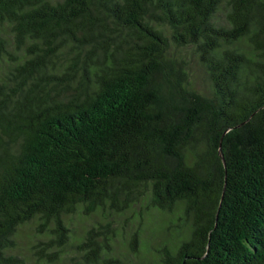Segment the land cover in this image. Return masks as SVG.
I'll return each instance as SVG.
<instances>
[{
  "label": "trees",
  "instance_id": "trees-1",
  "mask_svg": "<svg viewBox=\"0 0 264 264\" xmlns=\"http://www.w3.org/2000/svg\"><path fill=\"white\" fill-rule=\"evenodd\" d=\"M0 264H264V0H0Z\"/></svg>",
  "mask_w": 264,
  "mask_h": 264
},
{
  "label": "rangeland",
  "instance_id": "rangeland-1",
  "mask_svg": "<svg viewBox=\"0 0 264 264\" xmlns=\"http://www.w3.org/2000/svg\"><path fill=\"white\" fill-rule=\"evenodd\" d=\"M164 219L154 215L153 217H151L149 219V222H146V225L143 226V224H141V227H144V231H143V239L144 240H149L150 244H154L156 245L157 242H159L162 239V235L163 232L160 234L157 230L159 229L160 225H163V221ZM123 225V224H121ZM134 225H136L134 223L133 220H131V222L126 221L123 229V233L120 234L119 236H117V242H115V245L117 246L116 250L118 252H123V247L121 245V243H125V239H128L130 232L132 231V229L134 228ZM135 259H132V261H134Z\"/></svg>",
  "mask_w": 264,
  "mask_h": 264
}]
</instances>
